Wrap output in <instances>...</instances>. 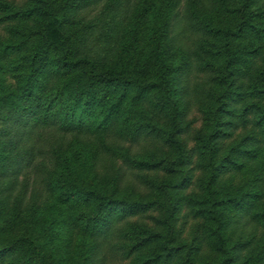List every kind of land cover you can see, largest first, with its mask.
<instances>
[{
    "label": "trees",
    "instance_id": "obj_1",
    "mask_svg": "<svg viewBox=\"0 0 264 264\" xmlns=\"http://www.w3.org/2000/svg\"><path fill=\"white\" fill-rule=\"evenodd\" d=\"M264 264V0H0V264Z\"/></svg>",
    "mask_w": 264,
    "mask_h": 264
},
{
    "label": "rangeland",
    "instance_id": "obj_2",
    "mask_svg": "<svg viewBox=\"0 0 264 264\" xmlns=\"http://www.w3.org/2000/svg\"><path fill=\"white\" fill-rule=\"evenodd\" d=\"M17 2H23V0H15ZM110 264H121L120 261H118V258L114 257L112 258V262Z\"/></svg>",
    "mask_w": 264,
    "mask_h": 264
}]
</instances>
